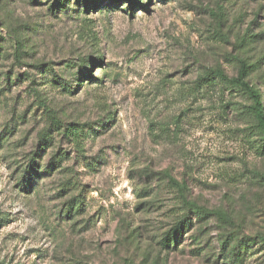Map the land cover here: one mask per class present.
<instances>
[{
  "label": "rangeland",
  "instance_id": "rangeland-1",
  "mask_svg": "<svg viewBox=\"0 0 264 264\" xmlns=\"http://www.w3.org/2000/svg\"><path fill=\"white\" fill-rule=\"evenodd\" d=\"M130 2L0 0V264H231L264 238L252 102L208 76L243 60L264 104V0ZM167 175L230 221L164 249Z\"/></svg>",
  "mask_w": 264,
  "mask_h": 264
},
{
  "label": "trees",
  "instance_id": "trees-1",
  "mask_svg": "<svg viewBox=\"0 0 264 264\" xmlns=\"http://www.w3.org/2000/svg\"><path fill=\"white\" fill-rule=\"evenodd\" d=\"M131 8L136 7L135 0H131ZM140 6V5H139ZM87 7V6H86ZM142 8H145L144 5H141ZM250 72V66L243 60L239 61V70L236 77L230 78L221 70H212L210 71L209 80L212 79L214 81H219L222 84L237 89L244 94H246L252 105L250 106V110L253 113V116L256 121V132L259 133L264 139V104L262 101V94L258 89L250 84L248 81ZM90 77V76H89ZM91 78V77H90ZM169 182L175 187L180 195L181 202L185 209V213L182 218L176 223V225L164 235L162 239L163 248L166 250H170L171 248H177L180 243L181 237L184 236V233L187 229H189L193 225V218L191 215L193 214L199 220L208 219L211 216H216L219 220L224 222H229L230 218L223 211H208L197 206L195 203L190 202L186 195L185 190L186 187L182 183H179L170 175H167ZM229 220V221H228ZM254 244L260 245L261 248H264V238L259 240L252 239H242L237 241L236 247L233 249V259L229 261V258L224 260L229 261L231 264H240L244 260L245 254H247L244 249H251L254 247ZM251 245V246H250Z\"/></svg>",
  "mask_w": 264,
  "mask_h": 264
}]
</instances>
